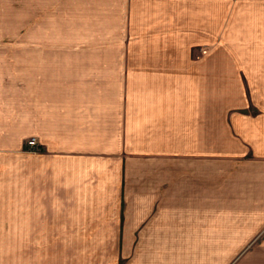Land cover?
Masks as SVG:
<instances>
[{"label":"crops","instance_id":"crops-1","mask_svg":"<svg viewBox=\"0 0 264 264\" xmlns=\"http://www.w3.org/2000/svg\"><path fill=\"white\" fill-rule=\"evenodd\" d=\"M0 241L264 264V0H0Z\"/></svg>","mask_w":264,"mask_h":264},{"label":"rangeland","instance_id":"rangeland-1","mask_svg":"<svg viewBox=\"0 0 264 264\" xmlns=\"http://www.w3.org/2000/svg\"><path fill=\"white\" fill-rule=\"evenodd\" d=\"M52 243L53 246L50 249L55 250V242ZM30 248L29 243L27 246V241H0V264H27V249L29 250ZM52 254L53 256L48 258L49 262H54L57 259L55 253Z\"/></svg>","mask_w":264,"mask_h":264},{"label":"built area","instance_id":"built-area-1","mask_svg":"<svg viewBox=\"0 0 264 264\" xmlns=\"http://www.w3.org/2000/svg\"><path fill=\"white\" fill-rule=\"evenodd\" d=\"M27 147H28L29 150L36 149V147H37V139L34 136H32V137L27 139Z\"/></svg>","mask_w":264,"mask_h":264}]
</instances>
